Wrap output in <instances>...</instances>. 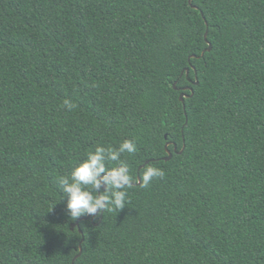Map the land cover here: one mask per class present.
I'll return each instance as SVG.
<instances>
[{
  "label": "trees",
  "instance_id": "obj_1",
  "mask_svg": "<svg viewBox=\"0 0 264 264\" xmlns=\"http://www.w3.org/2000/svg\"><path fill=\"white\" fill-rule=\"evenodd\" d=\"M125 140V208L72 230L58 178ZM83 237L74 264H264V0H0V264Z\"/></svg>",
  "mask_w": 264,
  "mask_h": 264
},
{
  "label": "clouds",
  "instance_id": "obj_2",
  "mask_svg": "<svg viewBox=\"0 0 264 264\" xmlns=\"http://www.w3.org/2000/svg\"><path fill=\"white\" fill-rule=\"evenodd\" d=\"M65 107L71 110L74 105L66 100ZM135 151L136 145L132 140H125L116 150L97 146L72 169L70 175L58 178L59 188L67 199L65 212L70 220L75 221L82 216L99 220L105 211L125 208L127 190L133 187L136 178L129 174L121 154ZM109 162L119 163L117 167H108ZM164 174L160 168L148 167L140 179L147 187L154 178H162Z\"/></svg>",
  "mask_w": 264,
  "mask_h": 264
},
{
  "label": "water",
  "instance_id": "obj_3",
  "mask_svg": "<svg viewBox=\"0 0 264 264\" xmlns=\"http://www.w3.org/2000/svg\"><path fill=\"white\" fill-rule=\"evenodd\" d=\"M190 2H191V0H190ZM206 37H207V34H206ZM212 49V46H211V44H210V46H209V48H208V50H211ZM202 55H204V53L202 54ZM193 56H195V55H193ZM189 71V69H187V72ZM196 84H198V80L195 82ZM190 87H185L184 89L185 90H187V89H189ZM191 89V88H190ZM192 90V94H191V96L194 94V92H193V89H191ZM187 97V96H189L186 92H183L182 94H181V96H180V99L184 102V97ZM168 145H169V142L166 144V149H167V153H168V156L165 158V160H170L171 158H172V156H173V154H172V152L169 150V148H168ZM177 149V145L175 146V150ZM141 169V168H140ZM140 175L138 176V184H140L141 183V179H140ZM90 217H81L80 219H78L75 223H72V230H74L76 227H78V229H79V231H80V233H82L83 234V230L81 229V227H80V222L81 221H83V220H86V219H89ZM83 241H84V237L82 238V241H81V243H80V252L78 253V255H76V257L74 258V261H73V263L72 264H74V262H75V260L82 254V252H83V247H82V243H83Z\"/></svg>",
  "mask_w": 264,
  "mask_h": 264
}]
</instances>
